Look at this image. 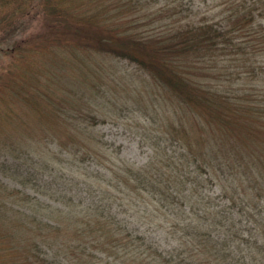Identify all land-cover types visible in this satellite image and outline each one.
<instances>
[{
    "label": "trees",
    "instance_id": "trees-1",
    "mask_svg": "<svg viewBox=\"0 0 264 264\" xmlns=\"http://www.w3.org/2000/svg\"><path fill=\"white\" fill-rule=\"evenodd\" d=\"M38 1L41 44L126 60L155 80L157 128L150 159L129 165L87 103L63 109L34 91L64 124L69 139L52 150L78 172L80 199L39 187L51 150L2 128L0 264H264V0Z\"/></svg>",
    "mask_w": 264,
    "mask_h": 264
},
{
    "label": "rangeland",
    "instance_id": "rangeland-1",
    "mask_svg": "<svg viewBox=\"0 0 264 264\" xmlns=\"http://www.w3.org/2000/svg\"><path fill=\"white\" fill-rule=\"evenodd\" d=\"M37 4L40 6L38 0H8L4 3L0 0V21L5 19V13L15 12L9 14L11 23L0 32V121L5 123L4 126L0 124V131H9L10 127L19 125L14 135L16 139L33 141L36 146H43L45 152L51 150L49 156L54 163L49 164L43 173H37L41 174L37 175L39 187L50 186L47 192L64 187V192L72 193L71 201L75 202L80 199L76 196L79 174L65 161V155L52 150L57 141L69 139L64 124L52 116L48 105L33 97L32 93L48 91L59 98L57 102L63 109L73 103L79 104L81 100L87 103L97 116L94 119L96 133L117 158L138 167L144 165L153 152L151 144L155 141L157 128L155 80L126 60L94 53L68 54L53 45L48 47L45 41L41 44L42 38L38 34L43 31L44 22ZM32 40L41 44L34 52L30 46ZM16 43L21 44L19 49L11 50ZM1 114L6 116L1 117ZM34 158L36 155L29 162L35 161ZM53 178L59 181L53 182L54 187ZM3 181L11 188L19 187L7 178ZM33 190L35 187L30 189V196L35 194ZM25 191L28 194L29 188ZM69 197H50L43 193L36 198L67 202ZM55 198L57 201L53 200ZM149 234L155 238L156 232ZM159 239L162 244L170 241L165 234H160Z\"/></svg>",
    "mask_w": 264,
    "mask_h": 264
}]
</instances>
